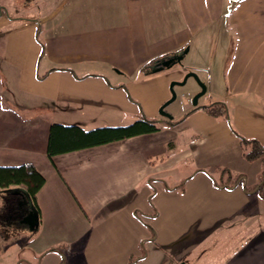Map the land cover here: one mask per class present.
<instances>
[{
  "label": "crops",
  "instance_id": "1",
  "mask_svg": "<svg viewBox=\"0 0 264 264\" xmlns=\"http://www.w3.org/2000/svg\"><path fill=\"white\" fill-rule=\"evenodd\" d=\"M5 1L0 165L31 163L46 178L36 229L46 240L8 264H264V160H247L240 139L264 145V0H61L31 19ZM185 49L234 57L223 67L226 113L165 117L169 79L136 80ZM142 117L160 130L47 154L53 123L93 129ZM155 209L152 239L135 210ZM44 243H71L69 256Z\"/></svg>",
  "mask_w": 264,
  "mask_h": 264
},
{
  "label": "rangeland",
  "instance_id": "2",
  "mask_svg": "<svg viewBox=\"0 0 264 264\" xmlns=\"http://www.w3.org/2000/svg\"><path fill=\"white\" fill-rule=\"evenodd\" d=\"M59 1L61 0H6L2 3L5 6L4 10L9 12L13 17L31 19L37 18L46 11L51 10ZM224 51L225 54L222 53L221 56L201 55L195 50L188 51L184 54L181 61L175 63L170 68H163L158 72H152L148 75L144 71L140 73L141 75L135 76V78L136 80H144L148 76H151L149 79L167 78L169 79L170 90V83L172 81L183 80L185 75L191 71L197 73L198 79L190 76L185 84L175 86L177 97L165 108L166 112L172 117L184 112L189 107H195L193 99L201 91V83L206 85L207 91L199 97L198 105H220V103H223L222 101H225L224 98L229 96V89L224 80L223 67L234 58L228 54V50L225 49ZM134 121L129 120L127 121L129 123L126 124L101 126H121ZM86 128L90 129V127ZM158 183L159 185L162 184L161 182ZM19 212L21 213V209ZM151 224L153 225V222ZM45 237L44 233L40 230L30 231L27 226L22 225L16 218L7 225H4L0 220V262L8 264L11 260L16 262L23 258V256H31L37 246L41 245L40 242L46 240ZM44 244H49V246L55 244L53 247L61 250L62 256H64V253L69 256L67 251L71 243ZM186 258L189 260L193 259L191 255H187Z\"/></svg>",
  "mask_w": 264,
  "mask_h": 264
},
{
  "label": "trees",
  "instance_id": "3",
  "mask_svg": "<svg viewBox=\"0 0 264 264\" xmlns=\"http://www.w3.org/2000/svg\"><path fill=\"white\" fill-rule=\"evenodd\" d=\"M42 48L44 43L38 38ZM174 54H171V56ZM152 66L157 62L156 59L151 61ZM147 66V65H145ZM144 66V67H145ZM203 108L207 112L214 114H224L226 109L224 105H206L195 106V109ZM169 120L168 123L175 124L181 122ZM161 123L157 119L142 117L134 122L121 126H101L93 129H84L79 125H64L61 123H53L49 129L47 154L53 157L57 154H62L70 151L80 150L87 147L98 146L109 142H114L140 134L152 133L160 130ZM243 146L244 157L249 160L262 159L264 160V145L257 139L245 138L240 136ZM225 171V170H224ZM264 176V174H263ZM241 175L234 179L233 183L224 186H233L237 184ZM46 182L45 176L31 163H24L16 166L0 165V192L3 199V205L0 206V220L3 224L9 215L16 213L18 202L25 196L24 193L14 192L11 188H21L29 194L34 207L39 212L37 202V194ZM218 186L221 183H216ZM224 184V183H223ZM155 209L152 214L144 213L140 210H135V215L149 227L152 232V239H155L156 232L151 224L152 219L157 215ZM17 215V214H16ZM145 253V251L143 252ZM144 255V254H143ZM142 255V256H143ZM138 258L130 259L128 264H132Z\"/></svg>",
  "mask_w": 264,
  "mask_h": 264
},
{
  "label": "water",
  "instance_id": "4",
  "mask_svg": "<svg viewBox=\"0 0 264 264\" xmlns=\"http://www.w3.org/2000/svg\"><path fill=\"white\" fill-rule=\"evenodd\" d=\"M188 50L185 49L184 51H182L181 53H178V54H174L166 59H163L161 61H158L155 65H154V68L152 69V72H158L160 70H162L163 68H170L172 65H174L175 63L179 62L182 60L184 54L187 52ZM190 76H194L198 79V75L196 72L194 71H191V72H188L184 79L181 80V81H172L170 83V92H171V97L165 101L161 107H160V113L165 116V117H168V118H172V116H170L165 108L170 104L172 103L176 97H177V93H176V90H175V86L176 85H183L186 83L187 79L190 77ZM207 91V87L205 84L201 83V91L194 97L193 99V103L195 106L198 105V99L201 95H203L205 92ZM9 190H13L14 192H20V193H24V198L22 200H20L18 202V206L20 207H24L25 209V213L22 214V218L20 220L21 223H24L26 225L29 226V228L31 230H36L39 226V212L38 210L34 207V204L32 202V199L30 198L29 194L27 193V191L21 189V188H11ZM19 207V208H20ZM179 264H185L184 262H181Z\"/></svg>",
  "mask_w": 264,
  "mask_h": 264
}]
</instances>
